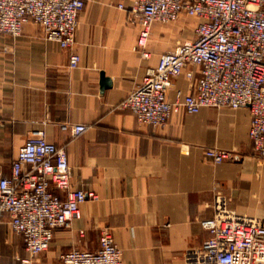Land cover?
Segmentation results:
<instances>
[{
    "label": "crops",
    "instance_id": "obj_1",
    "mask_svg": "<svg viewBox=\"0 0 264 264\" xmlns=\"http://www.w3.org/2000/svg\"><path fill=\"white\" fill-rule=\"evenodd\" d=\"M132 1L85 0L76 67L69 63L71 49L45 39L35 22L16 39L0 32V173L9 175L18 149L44 129L49 141L67 149L72 187L99 195L82 204V217L56 229L49 247L33 257L37 264H62L61 253L74 247L96 250L104 228L122 248L123 264H189L185 252L209 237L201 220L213 215L217 187L230 208L264 222V159L250 141L248 106L181 109L165 127L140 122L120 106L148 66L193 37L198 20L182 14L154 22L144 57L137 48L141 27L129 20ZM188 68L194 76L178 78L168 90L171 100L177 88L195 87L200 65ZM102 73L111 77L110 87H103ZM79 122L88 128L78 136L62 128ZM208 147L234 154L217 163ZM8 220L0 222L2 260L30 256Z\"/></svg>",
    "mask_w": 264,
    "mask_h": 264
},
{
    "label": "built area",
    "instance_id": "obj_2",
    "mask_svg": "<svg viewBox=\"0 0 264 264\" xmlns=\"http://www.w3.org/2000/svg\"><path fill=\"white\" fill-rule=\"evenodd\" d=\"M85 5V0H0V32L16 39L27 22H35L45 39L71 49L69 63L76 67L81 55L74 45ZM127 10L129 20L141 27L137 48L144 57L149 56L145 46L154 22L169 23L182 14L198 20L193 37L148 66L120 106L153 127H165L181 109L196 113L205 106H248L250 141L254 153L264 159V0H133ZM190 64L200 65L195 87L177 88L171 100L168 90L178 78L194 76ZM62 128L78 136L88 125L64 123ZM206 153L217 163L234 154L219 147H208ZM71 178L66 147L49 141L44 129L34 131L18 149L10 174L0 173V222L8 216L10 229L23 239L30 256L8 262L0 255V264H37L33 257L49 247L56 229L82 217L87 199L99 198L93 189L72 187ZM228 201L217 187L213 215L201 220L209 237L185 252L187 263L264 264L263 220L237 212ZM61 263L123 264V250L104 228L96 250L71 248L61 253Z\"/></svg>",
    "mask_w": 264,
    "mask_h": 264
},
{
    "label": "water",
    "instance_id": "obj_3",
    "mask_svg": "<svg viewBox=\"0 0 264 264\" xmlns=\"http://www.w3.org/2000/svg\"><path fill=\"white\" fill-rule=\"evenodd\" d=\"M102 85H103V87H110L111 85H112V79H111V77H107V76H105V74L104 73H102ZM238 156L237 155H235V158H237Z\"/></svg>",
    "mask_w": 264,
    "mask_h": 264
}]
</instances>
